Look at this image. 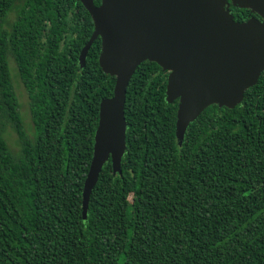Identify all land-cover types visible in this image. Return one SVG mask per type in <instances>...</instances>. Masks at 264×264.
<instances>
[{"label": "trees", "instance_id": "obj_1", "mask_svg": "<svg viewBox=\"0 0 264 264\" xmlns=\"http://www.w3.org/2000/svg\"><path fill=\"white\" fill-rule=\"evenodd\" d=\"M93 29L80 0H0V264H264V70L234 108H205L179 145L168 72L141 62L126 89L121 173L104 163L83 218L99 103L115 84L99 37L79 64Z\"/></svg>", "mask_w": 264, "mask_h": 264}, {"label": "water", "instance_id": "obj_2", "mask_svg": "<svg viewBox=\"0 0 264 264\" xmlns=\"http://www.w3.org/2000/svg\"><path fill=\"white\" fill-rule=\"evenodd\" d=\"M94 29L79 53L99 37L98 63L115 77L113 95L99 103L93 154L82 190L87 216L91 191L108 160L121 173L126 149L128 83L143 61L167 71L166 101L178 100L175 136L181 145L192 121L209 105L234 108L264 70V0H80ZM230 4L257 14L236 21Z\"/></svg>", "mask_w": 264, "mask_h": 264}, {"label": "rangeland", "instance_id": "obj_3", "mask_svg": "<svg viewBox=\"0 0 264 264\" xmlns=\"http://www.w3.org/2000/svg\"><path fill=\"white\" fill-rule=\"evenodd\" d=\"M15 17V12H11L9 14V21L13 20ZM9 70L10 74L12 77V82L14 85V89L18 98L19 102V111L21 113V116L24 120V124L26 126V129L29 133H32V124H31V119H30V113H29V100H28V95L27 92L23 86L22 81L20 80V77L18 75V71L16 68L15 63L9 59ZM4 137L6 138V141L8 143L9 148L13 152H17L19 149L18 142H17V136L12 130L11 127H8L4 133Z\"/></svg>", "mask_w": 264, "mask_h": 264}, {"label": "flooded vegetation", "instance_id": "obj_4", "mask_svg": "<svg viewBox=\"0 0 264 264\" xmlns=\"http://www.w3.org/2000/svg\"><path fill=\"white\" fill-rule=\"evenodd\" d=\"M231 5V4H230ZM233 7H236V6H233ZM229 8H230V6H229ZM239 8V7H238ZM248 9V8H247ZM250 10V9H249ZM231 12V11H230ZM251 12V11H250ZM253 15H251L250 17H257L258 19H260V20H262L257 14H255V13H253V12H251ZM250 17H248V18H250ZM248 18H246V19H244V20H242V21H245V20H247ZM237 21V20H236Z\"/></svg>", "mask_w": 264, "mask_h": 264}]
</instances>
